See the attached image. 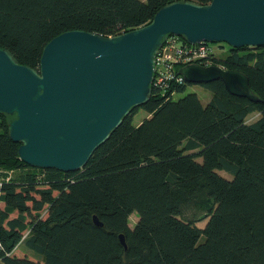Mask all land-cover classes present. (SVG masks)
<instances>
[{"label": "trees", "instance_id": "1", "mask_svg": "<svg viewBox=\"0 0 264 264\" xmlns=\"http://www.w3.org/2000/svg\"><path fill=\"white\" fill-rule=\"evenodd\" d=\"M174 1L186 0H0V47L39 68L66 31L118 35ZM222 47L214 62L245 73L264 100V46ZM190 85L153 90L75 172L26 164L0 114V169L19 172L0 173V264H264V102L220 80L201 84L206 105L195 92L174 98ZM140 109L150 117L136 125ZM21 245L40 260L17 256Z\"/></svg>", "mask_w": 264, "mask_h": 264}, {"label": "water", "instance_id": "2", "mask_svg": "<svg viewBox=\"0 0 264 264\" xmlns=\"http://www.w3.org/2000/svg\"><path fill=\"white\" fill-rule=\"evenodd\" d=\"M170 35L191 44L264 46V0L174 1L141 27L105 36L66 31L44 48L39 68L21 64L0 47V114L10 117L19 156L40 169L83 168L134 108L153 95L156 57ZM188 84L220 80L233 95L264 102L240 71L188 64ZM97 226L103 223L94 216ZM127 248L125 236H119Z\"/></svg>", "mask_w": 264, "mask_h": 264}, {"label": "built area", "instance_id": "3", "mask_svg": "<svg viewBox=\"0 0 264 264\" xmlns=\"http://www.w3.org/2000/svg\"><path fill=\"white\" fill-rule=\"evenodd\" d=\"M215 43L200 42L191 44L180 36L170 35L159 49L156 57V74L153 80V90L165 95L172 85H181L185 81L179 69L192 63L204 66L216 64L215 58L223 52Z\"/></svg>", "mask_w": 264, "mask_h": 264}, {"label": "rangeland", "instance_id": "4", "mask_svg": "<svg viewBox=\"0 0 264 264\" xmlns=\"http://www.w3.org/2000/svg\"><path fill=\"white\" fill-rule=\"evenodd\" d=\"M219 44L220 43H215V46L217 48H221L222 46H225V50L228 49V46H229L228 44H226V43H224V45H219ZM226 53L227 52H221V53H219V55H225ZM191 92L197 93L204 105L208 104L209 101L211 100V97H212V93H210L208 90H206L205 87H203L202 85H190V86H188L186 92L180 93V94L177 93L174 98L179 99V98L183 97L184 95H186L187 93H191ZM149 117H150V115L147 111H145L144 109H140L138 111L137 115L134 117V124H136V125L140 124L141 121H143L144 119L149 118ZM258 117H259L258 113L252 114L248 117V122H254L256 119H258ZM199 160H201V158H199ZM2 172H4L5 174H10V176L8 177V180L11 179V177L16 178L17 175L19 174V172L17 170H5L4 171L3 169H0V173H2ZM220 173L227 178H231V175L228 174L227 172L221 171ZM16 215H17V213H13L11 215V217H14ZM137 220H138V214L134 213L130 217L131 226H134L136 224ZM206 223H207V220L199 221L198 226L203 228ZM15 254L19 257L27 256L33 260H40V258H38L36 255H34V253L25 249V247L23 245L19 246L16 249Z\"/></svg>", "mask_w": 264, "mask_h": 264}, {"label": "crops", "instance_id": "5", "mask_svg": "<svg viewBox=\"0 0 264 264\" xmlns=\"http://www.w3.org/2000/svg\"><path fill=\"white\" fill-rule=\"evenodd\" d=\"M137 125H139V124H137Z\"/></svg>", "mask_w": 264, "mask_h": 264}]
</instances>
